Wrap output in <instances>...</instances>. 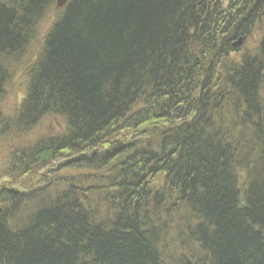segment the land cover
Wrapping results in <instances>:
<instances>
[{
    "label": "trees",
    "instance_id": "1",
    "mask_svg": "<svg viewBox=\"0 0 264 264\" xmlns=\"http://www.w3.org/2000/svg\"><path fill=\"white\" fill-rule=\"evenodd\" d=\"M55 6L0 0V138L67 124L11 153L61 175L0 187V264H264V0H70L28 60Z\"/></svg>",
    "mask_w": 264,
    "mask_h": 264
},
{
    "label": "rangeland",
    "instance_id": "2",
    "mask_svg": "<svg viewBox=\"0 0 264 264\" xmlns=\"http://www.w3.org/2000/svg\"><path fill=\"white\" fill-rule=\"evenodd\" d=\"M226 3V2H225ZM59 15V11L56 8L50 10V12L45 16V18L41 21L38 29V34L30 45L28 49V60L33 61L38 53L41 51L42 46L45 42V38L53 24L55 23L57 17ZM261 33L259 29L254 32L251 38L246 40L245 44H247L246 50L250 53H254L257 48L259 41L261 39ZM236 43L238 41H235ZM243 46V44L241 45ZM240 46V47H241ZM237 57V56H236ZM27 58V57H26ZM238 58V57H237ZM26 60V59H25ZM29 63L30 61H27ZM27 83V78L24 70H19L17 74L12 78L10 83L6 87V97L4 102L0 105V119L7 120L12 119L17 114L19 108L25 99V85ZM67 130L66 120L63 117L48 115L43 117L40 121L39 125L36 126L35 129L30 131L26 136H20L18 134L9 135V137H1L0 138V187L8 186L6 189H12L19 193H24L27 190L35 189L39 187L48 186L53 190V194L57 191V188L53 187L55 185L54 182L57 181V178L61 174H58L55 171L57 168L56 164H49L47 166L41 165L37 169H34L30 175L22 176L18 175L15 179L17 184L12 180L4 177L7 173V168L10 163L11 153L13 151L22 150L26 147H31L38 140L43 138H49L54 136H61ZM120 140H126L124 138H119ZM45 167V168H44ZM63 174L71 175L70 171L63 172ZM50 175L55 177L51 178ZM64 176V175H62ZM243 179V178H242ZM1 189V188H0ZM90 198H93L92 194H89Z\"/></svg>",
    "mask_w": 264,
    "mask_h": 264
},
{
    "label": "water",
    "instance_id": "3",
    "mask_svg": "<svg viewBox=\"0 0 264 264\" xmlns=\"http://www.w3.org/2000/svg\"><path fill=\"white\" fill-rule=\"evenodd\" d=\"M70 0H56V6H55V8H56V10H62V9H64L66 6H67V4H68V2H69ZM241 39L234 45L235 47L236 46H240L241 45Z\"/></svg>",
    "mask_w": 264,
    "mask_h": 264
}]
</instances>
